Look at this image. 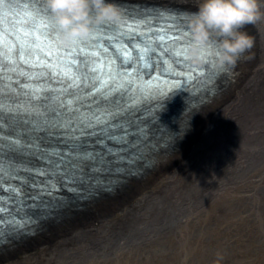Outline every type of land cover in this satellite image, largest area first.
I'll return each instance as SVG.
<instances>
[{
	"label": "snow or ice",
	"instance_id": "1",
	"mask_svg": "<svg viewBox=\"0 0 264 264\" xmlns=\"http://www.w3.org/2000/svg\"><path fill=\"white\" fill-rule=\"evenodd\" d=\"M16 7L0 0V224L29 199L45 214L65 205L54 198L62 188L81 202L138 176L143 157L133 149L146 136L141 121L158 118L163 105L153 104L180 87L173 77L186 76L187 83L203 71L187 67L190 34L182 13L145 9L131 16L125 9L65 47L47 0H32L27 18L5 28V14ZM209 67L230 71L216 66L211 51ZM134 105L149 115H130ZM25 215L18 228L35 223ZM6 235L0 231V243Z\"/></svg>",
	"mask_w": 264,
	"mask_h": 264
},
{
	"label": "bare ground",
	"instance_id": "2",
	"mask_svg": "<svg viewBox=\"0 0 264 264\" xmlns=\"http://www.w3.org/2000/svg\"><path fill=\"white\" fill-rule=\"evenodd\" d=\"M151 1L196 7L195 0ZM260 10L242 29L253 46L233 80L212 105L194 109L192 126L180 129L185 139L144 189L136 180L118 202L95 198L98 214L111 215L0 264H229L226 253L241 246L229 240L249 225L264 227V0Z\"/></svg>",
	"mask_w": 264,
	"mask_h": 264
},
{
	"label": "clouds",
	"instance_id": "3",
	"mask_svg": "<svg viewBox=\"0 0 264 264\" xmlns=\"http://www.w3.org/2000/svg\"><path fill=\"white\" fill-rule=\"evenodd\" d=\"M187 15L190 43L184 52L192 67L204 65L211 51L217 67H235L253 41L242 29L261 18L260 0H195ZM60 42L71 47L87 39L105 20H117L121 9L111 0H47ZM215 37V46L210 41Z\"/></svg>",
	"mask_w": 264,
	"mask_h": 264
},
{
	"label": "rangeland",
	"instance_id": "4",
	"mask_svg": "<svg viewBox=\"0 0 264 264\" xmlns=\"http://www.w3.org/2000/svg\"><path fill=\"white\" fill-rule=\"evenodd\" d=\"M262 231H264L263 226H247L243 231H240V235L245 233L244 236L240 237V241L238 238L239 243L244 244V247L239 248V250L235 252V260L232 264H264V242L260 241V234ZM236 248L235 246V250ZM245 259L249 260V262H244ZM189 263L191 262H186V264Z\"/></svg>",
	"mask_w": 264,
	"mask_h": 264
}]
</instances>
